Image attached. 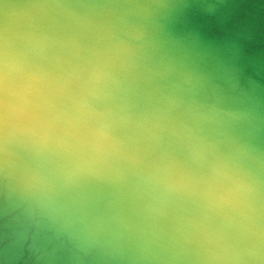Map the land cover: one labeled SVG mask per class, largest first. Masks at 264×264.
I'll use <instances>...</instances> for the list:
<instances>
[{
	"label": "clouds",
	"instance_id": "obj_1",
	"mask_svg": "<svg viewBox=\"0 0 264 264\" xmlns=\"http://www.w3.org/2000/svg\"><path fill=\"white\" fill-rule=\"evenodd\" d=\"M0 264H264V0H0Z\"/></svg>",
	"mask_w": 264,
	"mask_h": 264
}]
</instances>
